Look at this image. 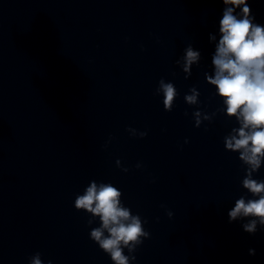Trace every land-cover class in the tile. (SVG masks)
Returning a JSON list of instances; mask_svg holds the SVG:
<instances>
[{"label": "clouds", "instance_id": "1", "mask_svg": "<svg viewBox=\"0 0 264 264\" xmlns=\"http://www.w3.org/2000/svg\"><path fill=\"white\" fill-rule=\"evenodd\" d=\"M223 5L220 38L212 55L214 75L205 73V77L207 83L215 87V94L222 98L227 117H235L239 124L224 137V145L227 151L239 153V160L246 166L242 187L254 197L246 200L242 195L235 201V206L228 212L229 223L238 218H251L242 227L245 232L255 235L258 227L264 229V180L253 178V173L258 172L264 161V26L254 23L248 0H223ZM237 9L239 14H234ZM215 39L210 36V40ZM185 53L183 71L191 75V66L199 61L201 53L191 46ZM189 91L191 94L184 96L185 102L199 104L198 90L192 87ZM160 93L165 111H171L178 95L175 85L161 78L155 94ZM193 115L195 127L199 128L202 112L197 110ZM203 119L210 121L211 116L204 114ZM127 131L135 136V129L128 128ZM146 135V132L139 133L141 138ZM116 164L120 167V160ZM122 170L128 171L127 168ZM121 198L122 192L111 183L93 180L82 195L76 196L74 207L90 214L88 225L99 218L100 226L90 231V238L114 264H129L130 260L136 259L133 253L150 233L143 226L147 220H142L139 214L134 215L123 205ZM167 215L171 218L173 213L169 211ZM125 248L130 255L124 254ZM249 254L255 255V250L249 249ZM30 264H44L39 252L30 257ZM47 264L52 262L49 260Z\"/></svg>", "mask_w": 264, "mask_h": 264}]
</instances>
